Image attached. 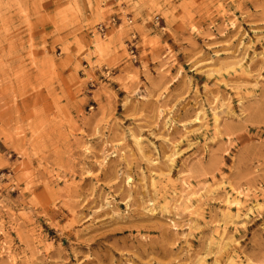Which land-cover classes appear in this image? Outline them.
I'll use <instances>...</instances> for the list:
<instances>
[{
    "label": "rangeland",
    "instance_id": "obj_1",
    "mask_svg": "<svg viewBox=\"0 0 264 264\" xmlns=\"http://www.w3.org/2000/svg\"><path fill=\"white\" fill-rule=\"evenodd\" d=\"M0 121V264H264V0H0Z\"/></svg>",
    "mask_w": 264,
    "mask_h": 264
},
{
    "label": "built area",
    "instance_id": "obj_2",
    "mask_svg": "<svg viewBox=\"0 0 264 264\" xmlns=\"http://www.w3.org/2000/svg\"><path fill=\"white\" fill-rule=\"evenodd\" d=\"M156 21H157V24L159 25L160 24V20H159V18H157L156 19ZM113 25H115L117 22H116V20H115V18L114 19H112V22H111ZM98 30H99V33L100 34H103V33H105L106 32V30H107V26L106 25H100L99 26V28H98ZM132 38H133V40H134V43L132 44V46H131V48H132V50H131V55H132V58H133V61L135 62V63H138V54H136V52H137V47H136V40H137V34H132Z\"/></svg>",
    "mask_w": 264,
    "mask_h": 264
},
{
    "label": "crops",
    "instance_id": "obj_3",
    "mask_svg": "<svg viewBox=\"0 0 264 264\" xmlns=\"http://www.w3.org/2000/svg\"><path fill=\"white\" fill-rule=\"evenodd\" d=\"M1 126H2V122L0 121V128H1ZM1 132V131H0ZM3 145V140H2V138L0 137V147Z\"/></svg>",
    "mask_w": 264,
    "mask_h": 264
}]
</instances>
